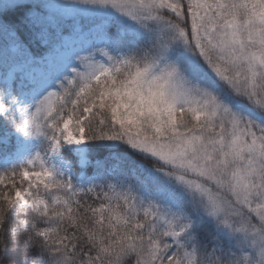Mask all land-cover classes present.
Returning <instances> with one entry per match:
<instances>
[{"label":"snow or ice","instance_id":"1","mask_svg":"<svg viewBox=\"0 0 264 264\" xmlns=\"http://www.w3.org/2000/svg\"><path fill=\"white\" fill-rule=\"evenodd\" d=\"M0 264H264V0H0Z\"/></svg>","mask_w":264,"mask_h":264},{"label":"trees","instance_id":"2","mask_svg":"<svg viewBox=\"0 0 264 264\" xmlns=\"http://www.w3.org/2000/svg\"><path fill=\"white\" fill-rule=\"evenodd\" d=\"M91 202V201H90Z\"/></svg>","mask_w":264,"mask_h":264}]
</instances>
